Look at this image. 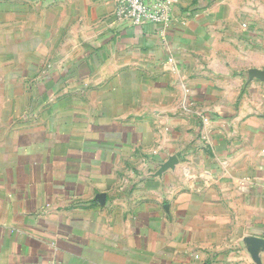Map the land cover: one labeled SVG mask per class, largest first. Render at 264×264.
Instances as JSON below:
<instances>
[{
	"label": "crops",
	"instance_id": "obj_1",
	"mask_svg": "<svg viewBox=\"0 0 264 264\" xmlns=\"http://www.w3.org/2000/svg\"><path fill=\"white\" fill-rule=\"evenodd\" d=\"M171 1L0 0V264H264V0Z\"/></svg>",
	"mask_w": 264,
	"mask_h": 264
},
{
	"label": "built area",
	"instance_id": "obj_2",
	"mask_svg": "<svg viewBox=\"0 0 264 264\" xmlns=\"http://www.w3.org/2000/svg\"><path fill=\"white\" fill-rule=\"evenodd\" d=\"M115 13L125 24L134 27L150 23L166 27L172 21L171 0H114ZM172 61V59H169Z\"/></svg>",
	"mask_w": 264,
	"mask_h": 264
},
{
	"label": "water",
	"instance_id": "obj_3",
	"mask_svg": "<svg viewBox=\"0 0 264 264\" xmlns=\"http://www.w3.org/2000/svg\"><path fill=\"white\" fill-rule=\"evenodd\" d=\"M255 74L257 76H259L260 78L264 79V70H262V71L257 70V71H255Z\"/></svg>",
	"mask_w": 264,
	"mask_h": 264
}]
</instances>
